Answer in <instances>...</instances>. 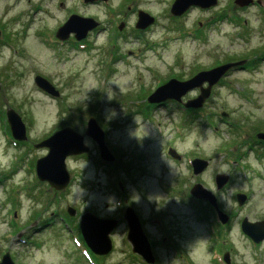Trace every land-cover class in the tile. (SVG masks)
<instances>
[{"label":"rangeland","instance_id":"374dc122","mask_svg":"<svg viewBox=\"0 0 264 264\" xmlns=\"http://www.w3.org/2000/svg\"><path fill=\"white\" fill-rule=\"evenodd\" d=\"M143 1L0 0V258L7 251L13 264H143L126 239L130 208L153 244L152 264H224L225 254L230 264H264V240L253 244L240 229L244 218L264 221V147L254 145L264 134V0L248 8L216 0L180 17L169 16L175 0ZM68 12L98 24L82 49L55 43ZM138 12L153 19L143 31L134 27ZM215 64L236 66L212 86L198 116L172 101L145 109L166 81L187 82ZM35 76L60 97L39 90ZM199 95L193 89L180 102ZM9 109L25 127L22 146L10 138ZM89 118L113 157L108 165L95 163L97 147L84 135ZM66 127L83 137L88 153L66 158L70 181L60 192L36 180L33 165L47 150L33 145ZM196 158L208 164L193 176ZM218 175L227 181L216 191ZM195 185L228 216L224 229H215L206 201L198 199L199 216L190 208ZM236 195L247 202L239 207ZM85 213L116 222L111 252L97 261L74 244ZM45 221L50 225L30 234Z\"/></svg>","mask_w":264,"mask_h":264},{"label":"water","instance_id":"95a60500","mask_svg":"<svg viewBox=\"0 0 264 264\" xmlns=\"http://www.w3.org/2000/svg\"><path fill=\"white\" fill-rule=\"evenodd\" d=\"M96 0H83V3H92ZM103 1L106 0H97ZM234 5L239 8H245L253 4L252 0H234ZM216 5V0H175L170 5V14L173 17H180L189 8L195 7L201 10H208ZM137 22L135 28L144 30L153 23V19L141 12L137 13ZM98 26L97 23L90 19H82L76 16H71L60 27L55 34V38L60 41L68 39L69 35H73L76 41L84 40L88 32L94 30ZM119 31L122 25L118 27ZM243 63H238L241 65ZM236 66V64L224 65L217 68H212L207 72H201L192 77L187 82H178L171 79L159 88H157L148 98L147 103L150 105H161L167 101L180 102L182 96L187 92L198 88L200 95L184 104L185 109H200L204 100L208 98L213 85L224 77L226 72ZM34 84L38 89L46 93L52 98L59 96L58 92L41 77L34 78ZM203 85L206 87L204 88ZM6 122L13 140L21 142L26 140L25 127L21 122L19 115L13 110L6 111ZM85 136L93 140L98 148L100 158L105 162H112L113 157L107 151L103 142V133L98 128L95 120L89 118L86 124ZM258 140L264 141V134L256 136ZM45 148L46 156L38 159L35 162V174L39 182H46L48 186L56 191H62L69 183V175L65 168V159L70 156H79L86 154L88 148L83 144V137L76 134L71 128H64L57 131L44 141L34 146V149ZM207 162L198 160L197 158L191 162L193 175L197 176L202 173L207 167ZM227 178L218 175L215 177V189L218 191L226 184ZM190 191V195L194 199L206 201L216 212L217 219L220 224L225 225L228 217L218 209L215 198L207 190L200 185H195ZM238 206H242L246 202V197L236 195ZM67 214L72 217L75 211L71 208L66 209ZM123 219L127 224V241L131 245L132 253L138 255L146 264L154 262L150 245L143 235L139 221L133 211L127 208L124 212ZM116 227V222L112 220H100L93 215L86 213L80 217L79 232L86 247L92 254L97 256L109 255L111 251V242L109 233ZM241 232L246 235L253 243L259 244L264 240V221L250 223L245 218L240 224ZM223 261L229 264L228 255L223 256ZM0 264H13L9 254L6 252L0 259Z\"/></svg>","mask_w":264,"mask_h":264},{"label":"flooded vegetation","instance_id":"af4514ba","mask_svg":"<svg viewBox=\"0 0 264 264\" xmlns=\"http://www.w3.org/2000/svg\"><path fill=\"white\" fill-rule=\"evenodd\" d=\"M99 2L96 0V1H94V2H92V3H89V4H98ZM62 4H60V6H61ZM68 15H69V17L70 16H73V15H75L73 12H68ZM75 16H77V15H75ZM79 17V16H78ZM82 18V17H81ZM99 30L98 29H95V30H93V33H97ZM91 34V33H90ZM87 38H88V36H87ZM87 38H85L84 40H81L80 42H77V41H75L74 40V37L72 36V35H70L69 37H68V39H66V40H64V41H58V40H56L55 39V43L56 44H58V45H67L70 49H77V48H79V47H81V45H83L84 43H86V39ZM243 69H247V68H243ZM166 105H164L163 107H165ZM178 107H181V106H178ZM255 146H257L258 145V147L259 148H263L264 147V145H262L261 143H255L254 144ZM174 160V159H173ZM175 161L177 162L178 160L177 159H175ZM185 195H186V193L185 192H183V193H181L180 192V194H179V196H181V197H184L185 198ZM189 196V195H188ZM187 196V198L189 199V201H190V203H189V206H190V208L191 209H193L191 206L193 205V206H197V210L196 209H193V211H194V213H198V211H199V208H198V205L197 204H199L200 202H199V200L198 201H195V200H193V199H191L190 197H188ZM204 204V203H203ZM206 205V204H205ZM206 210L207 211H209L208 210V208H207V206H206ZM200 212V211H199ZM199 215H201V214H199L198 213V216ZM209 215L210 216H213L211 213H210V211H209ZM213 217H215V219H216V216H215V214H214V216ZM214 223L216 224L217 222H216V220L214 221ZM50 224L48 223V221H45V222H43L40 226H38V227H36V228H33V229H31L30 230V234H34V233H37V232H39V231H41L42 229H44V228H46L47 226H49ZM10 226H12V224H10ZM228 226V225H227ZM226 226H221L220 228L221 229H224ZM22 242V241H21ZM22 243H24V242H22ZM151 244V248L153 247V244L152 243H150ZM155 247V246H154ZM154 264H157L156 263V261H155V263Z\"/></svg>","mask_w":264,"mask_h":264},{"label":"bare ground","instance_id":"6f19581e","mask_svg":"<svg viewBox=\"0 0 264 264\" xmlns=\"http://www.w3.org/2000/svg\"><path fill=\"white\" fill-rule=\"evenodd\" d=\"M143 2H144V3H147V4H155V5L158 4L157 1H153V0H144Z\"/></svg>","mask_w":264,"mask_h":264},{"label":"trees","instance_id":"16d2710c","mask_svg":"<svg viewBox=\"0 0 264 264\" xmlns=\"http://www.w3.org/2000/svg\"><path fill=\"white\" fill-rule=\"evenodd\" d=\"M224 17H225V16H224ZM220 18H221V17H220ZM222 18H223V17H222ZM144 113H145V111L142 112V114H144ZM189 120H190V119H189ZM79 240H81L80 237H79Z\"/></svg>","mask_w":264,"mask_h":264}]
</instances>
